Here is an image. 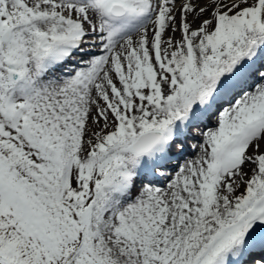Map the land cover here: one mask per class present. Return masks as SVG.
I'll return each mask as SVG.
<instances>
[{
    "label": "bare ground",
    "instance_id": "6f19581e",
    "mask_svg": "<svg viewBox=\"0 0 264 264\" xmlns=\"http://www.w3.org/2000/svg\"><path fill=\"white\" fill-rule=\"evenodd\" d=\"M46 0H22V4L17 0L18 10L22 12H29L31 8H36V12L39 13L42 10L48 11L50 9L56 16V21L47 22L42 24L43 26L33 27L34 25L25 26L23 29H28L25 35L20 37L18 43L22 45L23 49H19L20 46L17 45L15 47L16 55L25 56L26 58L30 55V51L34 49L37 42H40L38 45L44 47L48 45V39L51 37H55L54 40H58L63 42L62 34L57 33L58 29L66 28L72 35L76 34V28L70 26L66 21L60 20L58 18V13L62 12L67 17L73 14L80 16L83 20V15L81 12H78L79 8H88L91 13L94 12L95 5L88 0H79L77 2L74 0H64V4L69 5V9L67 10L63 6H58L53 2H45ZM194 0L192 1V8H189V11L180 9H175L169 11L168 9L159 10V16L157 21L151 25L150 27L145 29V31H141L135 39H133L128 44H123L118 50H115L113 53L108 55V58L102 62L99 68H95L92 73V79L94 78L92 86L89 89H86L87 92L86 97L88 98L87 103L88 107L83 110V108L79 107L80 112L78 110L77 114H80V117L84 119V121L89 118V116L94 112V104L96 103V99L100 100V95L98 92L106 93L111 95V92L114 89V77L122 76L125 68L130 69L131 72L137 71L130 79L123 80L119 86L121 91H125L127 88L132 87L136 84L144 83L148 85L152 90V95L150 96V100H148V104L144 103V100L136 106V108L132 111L133 118L128 119L127 127H128V135L131 136L133 134L138 133L143 127L148 126L151 128V125H161L164 123V116L167 113V101L171 97H176L179 92V86L183 83L184 77L180 74L183 70L184 62H181L179 58H176L174 55H168L166 57V62L170 64V70L172 71L174 77L171 83L164 82L163 84L158 82L154 73L150 71H142L149 64L153 62L155 59V54L153 53L154 45L156 43L162 45L169 49V44L171 42H175L177 39L184 43L185 41H194L193 49L194 53H196V59L192 63L194 67H201L204 62L207 63L206 59L203 56V52L209 49V42L207 40H202L201 33L203 30L210 37H220L221 39H227L231 31L237 32L240 28H243L240 23L241 16L239 18L233 17L230 24L227 23H219L216 19H214V14L218 10L220 13H227V6H230L231 10L237 9V11L241 10L242 3L244 0H239L235 2H230L229 0ZM6 3V0L3 1V4ZM15 5V3H13ZM77 5V8H76ZM213 11V13L211 12ZM250 12V11H249ZM182 15H186L182 18ZM249 16V15H246ZM250 19V18H249ZM88 22V21H84ZM12 24V23H10ZM149 25V24H148ZM94 27H101V30L105 32V28L101 22H93ZM183 28H185L183 30ZM245 30L248 28L244 27ZM92 29L89 28V32ZM185 31V32H184ZM84 43L80 46H86ZM24 50V51H23ZM235 54L234 51H230V55L233 56ZM182 52L179 51V56L181 57ZM31 58V56H30ZM29 58L28 67H33V64H38V60L34 57ZM230 60V59H229ZM227 61L226 59L223 62ZM218 63L215 61L214 67L217 68ZM95 67V66H94ZM92 68L88 67V70ZM211 69H209L210 71ZM132 74V73H131ZM259 77V75H258ZM256 78V77H255ZM262 79V78H261ZM71 79H64V83L68 85V82ZM91 80V77L88 79ZM48 86L43 87L42 81L39 79H35L34 82L31 83L28 90H34L35 88L39 90V96L46 100L51 99L54 95L58 93H63L65 90H61V85H58L56 89H54L53 94H49L51 92V87L57 82H53V79L48 78L46 80ZM36 82L35 86L33 85ZM40 84V85H38ZM27 86V84H24ZM66 88V112H60L61 117L68 118L71 115L72 110L75 109L77 102H73L75 99V93L78 88L72 87L71 89ZM19 93L18 90L14 89V94ZM34 92L33 96H36ZM31 96V97H33ZM230 100L232 96H229ZM29 102V101H28ZM84 103V102H83ZM258 103H264V81H262V85L260 89L253 94L251 98H249L240 109H245L248 105H254ZM144 108V109H143ZM239 111V109H233L232 113ZM21 110H19V113ZM161 114L160 117L157 115ZM230 115H225L221 120L225 119L223 125H213V127H209L202 135L203 144L199 145L196 153L194 151H190L192 155L191 159L185 163L182 161L179 163L178 173L171 180V184L166 188L167 190L161 193H156L154 191L143 192V195L139 198L138 201H134L130 205H126L128 209L135 210L139 209L138 206L146 205L145 212L150 216H153V219L161 222L162 220L168 225L171 226L172 229L175 226L174 223H178L183 218L182 215H188L183 220V226L172 232L171 236L167 235L166 239L168 241L160 246L159 248L162 251V248H165L172 254V264H190L192 256L200 253L205 247H203V243L207 238L208 241L205 246L211 241L213 236L216 234L217 230L224 228L230 223H235L242 216H245L249 212H251L252 207H255L258 203V200L264 198V160H261L259 156H264V113H256L255 115L248 117L246 119H259V122H255L256 130L251 131L252 138L246 144L240 145L239 155L240 160L231 161L232 157L227 159L225 156V162L221 160L220 157L217 158V161H220L221 164L218 167L220 169L219 177L220 182H217L216 187L209 181L210 179V171L209 166H203L202 160L205 156L204 145L206 143H213L215 140H223L228 137V123ZM71 120L68 121L67 124H72L74 122V118L70 117ZM245 121V123H246ZM219 121L218 123H220ZM260 125H259V124ZM237 130V129H236ZM234 131V130H233ZM223 138V139H222ZM176 149V147L174 146ZM234 154L237 153V150L233 147L231 148ZM249 160L251 164H247L246 160ZM87 161L86 158L79 157L77 159L78 166H86L84 163ZM235 178H238L242 181V186L239 188L233 187L232 190L234 193L248 192L250 195V201L247 203H239L233 201V203H228L225 205L224 210L217 212L213 218H206L209 215L208 204H214L217 201H220L219 198L222 192L225 193L224 187L227 186V182L230 180L231 184H234ZM138 185V181H137ZM208 191H211L210 199H206ZM114 190L109 187L104 190V194L108 198L100 199V203L103 205H107L109 201H113L114 199ZM161 194V195H160ZM129 204V203H127ZM193 206V210H189L190 207ZM120 210V209H119ZM256 215L261 217L263 214L259 211ZM123 213L118 211L115 215H112L111 222L114 221L113 227L111 229L118 228L122 226V222H128L130 218H126ZM133 226L132 233L135 234L139 231V229H144L146 227H142L140 220L137 218H133ZM202 220V222H201ZM218 227V229H217ZM217 229V230H216ZM216 230V231H215ZM141 231V230H140ZM215 231V232H214ZM146 236L151 237L152 233H147L144 231ZM214 232V233H213ZM157 234H160L161 231L157 230ZM195 233H204L202 237L194 241L191 245L189 244V239ZM207 233V234H205ZM127 234V233H124ZM162 239V238H161ZM174 242V244L172 243ZM173 244V245H172ZM151 251L148 250L146 252V256L150 255ZM162 257L164 260L171 259V256H165L166 253L162 251ZM161 256V255H160ZM158 256V258L160 257ZM147 257L143 258H135L134 255L128 256L126 259L122 260V264H150L152 259H148ZM163 262V260H162ZM161 262V263H162ZM193 262V261H192Z\"/></svg>",
    "mask_w": 264,
    "mask_h": 264
},
{
    "label": "rangeland",
    "instance_id": "374dc122",
    "mask_svg": "<svg viewBox=\"0 0 264 264\" xmlns=\"http://www.w3.org/2000/svg\"><path fill=\"white\" fill-rule=\"evenodd\" d=\"M155 66L158 69V73H156L157 75H165V71L163 69L161 70L156 63ZM4 80V76L0 71V84H3ZM113 96L114 95L112 94L111 96H108L107 94H101V99L95 101L97 102L95 107L96 111L92 114V122L90 125L91 128L89 129V132L88 129H86L84 130L83 136L80 134L78 135V133H73L71 137H69L67 126L65 124L64 126H61L58 122H55L54 125L51 124V132L49 133V138L47 140L56 141L60 136L65 137L68 139V141L72 142L73 145H79V148L84 151L83 154L89 156L91 154V148L93 146L100 145L104 140L105 132L112 129L109 122L112 118V112L109 111L105 103L107 100H110L112 103H114L115 101L112 99ZM76 99L79 100L78 104L80 105V98L77 96ZM33 103L34 100L28 106L32 105ZM12 106L13 105H11L10 103L4 106L2 100V106L0 107V132L5 133L6 137L0 133V145L5 147V149L9 148L10 151L12 150L9 147L10 144L16 146L19 145V147L22 149L27 148L26 150L30 152L35 159H38L39 161H41L40 159H43L44 168L37 173L36 178L39 179V183L37 184H33L30 181L27 184L25 178H22L20 181L19 176L12 179L11 176L15 172V168H12L11 174L9 176H7L6 172L3 174L0 173L1 192H4L5 190L2 186L3 177L4 179L7 177L9 182L6 183L8 185L13 184V188L15 190L24 184L25 186L23 191L28 195L27 202L18 201L17 197H15V207L19 212L23 211L24 209V211L28 209L30 211L29 221L27 222L25 228H21L17 233L10 235L19 239L24 238L19 241L23 243V246L25 248L26 244H24V242L26 241L29 234L35 237H44L45 240L52 246V250L59 249V247L57 246L58 240H64V242L60 243V246L72 241L75 245V253L73 254L71 264H122V260L126 259L130 255H134L135 258L144 259V257H147L146 252L148 250L151 251L150 255H148L147 257L148 259H152V262H150V264H158V260H163V262L160 264H172V260L174 259H172V254L166 249V247L162 248V251L166 253L165 256H171V259L164 260L162 254H160L162 251L159 247L163 246V244L168 241V239H166L167 235L171 236L172 238V232L174 230L180 229L183 226V220L190 214L182 215L183 218L180 222L174 223L176 227H174L173 229L171 226H169V229H166L162 228L163 226H166V223L163 220L160 222V226L162 227H157L158 222L154 221L152 216H149L144 212V206H138L139 209H136L135 212H131V209H128L129 212H127V210L123 208L122 215H124L128 219L130 218V220L128 221L130 223H124L121 221V227H114L113 229H111L113 225L109 224V218L107 216L102 221L105 224L104 227L100 228L98 223H100L101 221H95L94 218L90 217V211L93 208H89V206H91L93 202H96L95 199L89 202V195L91 194V192H93L92 194L95 193L96 195H98V190L103 188L102 184L104 183V181H106L103 174L97 173V162L95 163V166L92 167L91 164L88 167L76 166V168L78 169L74 170V174L72 176L74 179H69L70 176H67L65 178V172L63 171L62 174L65 179L62 176L60 180L56 179L55 176H49L48 168H55V165L59 163V160L52 154H50V151H47L45 148H43L38 139L31 140V136L33 135H31V133L26 129L28 118L30 117V115L27 116V113H31V110L34 106L24 107L25 110L23 111V113L21 112L17 115L15 110H11L13 108ZM35 107L37 108V106ZM53 107H59V102L57 100L54 102ZM101 108L103 109L101 110ZM52 110L55 109L52 108L51 110H48L47 108H45L43 110L42 108H39L36 112L39 115L45 116L43 118L39 117L37 114L36 116L40 119H44L45 117H47V114H52ZM105 111L109 112L110 116L105 113ZM74 114L75 110L72 111L71 116L74 117ZM47 121L49 122L50 119H48ZM72 125L77 129H84L83 126H80L77 123V121H75V123H73ZM7 139H10L11 142L4 141L3 144L2 141ZM68 141H62L61 145L66 146ZM68 146L67 148H69ZM75 153L76 151L69 152L67 155H65L66 159L64 162H66V160L70 161V157L76 155ZM47 156L48 158H46ZM205 158L204 163L206 161ZM247 164H251V162L248 161ZM213 166L214 163H211L210 170L213 168ZM67 181L68 186L76 185L75 193L76 196L80 197V205L79 203L72 204L69 200H66V197L68 198V196L67 194H64L66 191L63 187V183L65 184ZM96 182L97 185H95ZM98 185L102 188L97 189ZM241 186L242 181L238 178H235L233 185L227 184V186L224 187L225 193L221 190L222 195L219 196L221 200L217 201L214 204H208L209 215L206 218V221L213 218L217 212H220L222 209L224 210L225 205H227L228 203H232V200H237V202H240L243 199H248V194L241 193L240 191L234 193V191L232 190L233 187L239 188ZM8 191H11L9 186ZM205 198L210 199V196L208 195ZM86 203L88 208L87 210L85 207ZM31 204L33 205V208ZM7 205V203L4 204V206ZM80 206L81 210H79ZM190 210H193V206H191L189 210L185 211L187 212ZM255 211L264 213V198L258 200V203L255 207H253L252 212L243 216L236 223L222 228L221 231L219 230L221 233L215 235L211 243L205 246L204 243H206L209 239L207 238L203 243V247H205L206 250L200 253L198 252V254L192 256L193 262L191 261L190 264H212L211 262L213 257H206L209 254L213 253L216 249L217 253L219 251H223L226 248V244L227 249H229L232 241L228 242L227 237H229L230 234L233 233V235L238 236L239 234H241V231L246 230L252 224H256L258 220L264 219V217H252ZM86 217H89L87 222H85ZM133 218H138L142 224V227H146V232L152 233V236H146L145 232H143L144 229L141 228L138 232L133 234ZM81 223L87 224L83 231V233L85 234L84 242L79 239L80 231L78 230V226ZM89 226L93 228V231H98L99 235L93 233L92 237L90 238L88 236L90 230ZM157 230L161 231V233L157 234ZM202 234L204 236V233H195L194 235H192L188 240L189 244L191 245L194 241L202 237ZM10 235L2 239L1 241L4 242L6 240H9ZM225 240L227 241V243L224 242ZM19 241H9L10 247L12 248L13 246H19ZM54 242L57 243L54 244ZM172 243L174 244V242ZM30 246H32V244H30ZM29 251H31V248H29ZM15 254L17 255L18 262L21 261L23 263L30 264L31 258L29 255L20 257L21 254L19 251L15 252ZM158 256L160 257L158 258Z\"/></svg>",
    "mask_w": 264,
    "mask_h": 264
}]
</instances>
